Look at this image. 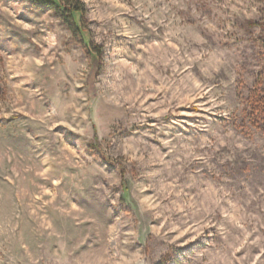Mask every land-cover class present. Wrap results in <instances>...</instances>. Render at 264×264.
Segmentation results:
<instances>
[{
    "label": "rangeland",
    "instance_id": "rangeland-1",
    "mask_svg": "<svg viewBox=\"0 0 264 264\" xmlns=\"http://www.w3.org/2000/svg\"><path fill=\"white\" fill-rule=\"evenodd\" d=\"M0 0V264H264V0Z\"/></svg>",
    "mask_w": 264,
    "mask_h": 264
},
{
    "label": "trees",
    "instance_id": "trees-1",
    "mask_svg": "<svg viewBox=\"0 0 264 264\" xmlns=\"http://www.w3.org/2000/svg\"><path fill=\"white\" fill-rule=\"evenodd\" d=\"M38 5L43 8L54 10L56 13L67 18V22L74 23V14L82 13L83 6L81 7L79 2L73 3L71 0H34ZM259 89H256L252 97V106L260 116L264 115V85L262 81L259 82Z\"/></svg>",
    "mask_w": 264,
    "mask_h": 264
}]
</instances>
